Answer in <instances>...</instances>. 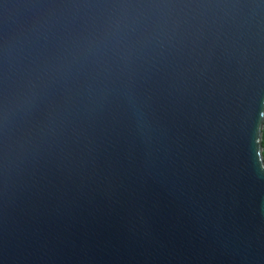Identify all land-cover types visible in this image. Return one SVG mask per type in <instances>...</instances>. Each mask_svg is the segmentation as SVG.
<instances>
[{"label": "water", "instance_id": "water-1", "mask_svg": "<svg viewBox=\"0 0 264 264\" xmlns=\"http://www.w3.org/2000/svg\"><path fill=\"white\" fill-rule=\"evenodd\" d=\"M264 0H0V264H264Z\"/></svg>", "mask_w": 264, "mask_h": 264}, {"label": "trees", "instance_id": "trees-1", "mask_svg": "<svg viewBox=\"0 0 264 264\" xmlns=\"http://www.w3.org/2000/svg\"><path fill=\"white\" fill-rule=\"evenodd\" d=\"M262 154H263V159H264V126L262 130Z\"/></svg>", "mask_w": 264, "mask_h": 264}]
</instances>
